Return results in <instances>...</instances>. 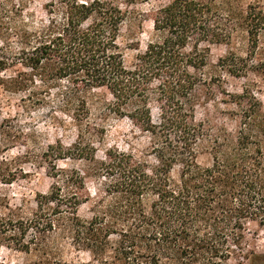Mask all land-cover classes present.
<instances>
[{
	"label": "trees",
	"instance_id": "obj_1",
	"mask_svg": "<svg viewBox=\"0 0 264 264\" xmlns=\"http://www.w3.org/2000/svg\"><path fill=\"white\" fill-rule=\"evenodd\" d=\"M224 5L169 0L154 15L156 37L127 62L119 40L128 13L116 0H52L39 25L25 20L24 0H0V107L19 96L20 111L49 109L78 127L90 125L96 109L129 119L152 140L150 161L114 149L103 160L93 155L91 172L55 168L59 181L37 196L31 217L0 210V247L36 252L31 264H228L242 257L248 226L264 227L263 107L256 100L243 108L232 129L198 122L197 108L221 81L208 72L210 47L229 43L238 22L255 49L264 15L247 8L236 22ZM218 66L236 78L246 69L235 54ZM99 90L111 100L94 99ZM56 151L57 159L86 158L79 145ZM202 155L210 156L208 166L199 164ZM87 175L101 187L94 199L81 198ZM90 203L91 218H81ZM57 231L91 261L52 258L42 241Z\"/></svg>",
	"mask_w": 264,
	"mask_h": 264
},
{
	"label": "rangeland",
	"instance_id": "obj_2",
	"mask_svg": "<svg viewBox=\"0 0 264 264\" xmlns=\"http://www.w3.org/2000/svg\"><path fill=\"white\" fill-rule=\"evenodd\" d=\"M93 1V0H83ZM224 10L232 14L233 19L240 17L243 10L252 8L264 15V0H224ZM54 2V1H53ZM128 13V19L122 26L119 43L124 48L125 59L133 58L145 51L148 43L156 37L154 31L155 13L168 4L169 0H135L127 3L116 0ZM25 20L35 25L47 20L52 0H24ZM20 21V20H19ZM239 23L232 31V40L226 44L210 47L208 72H215L221 77L214 88L215 97L206 101L205 106L197 108V121L211 128H239L241 110L256 104L258 100L264 112V25L259 32L258 44L249 47L247 34ZM18 26L22 27L21 22ZM235 54L246 66L240 77L230 76L222 69L216 68L219 60ZM244 95V98H230L225 93ZM94 99L111 100L104 90L94 93ZM19 96L4 100L0 107V210L4 216L31 217L37 208L39 194H48L58 182L55 168L62 172H91L94 168L92 156L103 160L108 150H119L133 154L136 158L150 161V135L137 128L129 119L115 116H100L93 109L90 125L76 126L69 116L56 114L49 109H37L27 114L19 110ZM152 114L157 121L158 111L152 106ZM70 149L75 145L83 151L86 158L67 157L57 159V147ZM55 147L49 151L50 147ZM201 166H208L211 158L208 155L199 157ZM81 198H96L99 183L87 175ZM100 195V193H98ZM90 204L79 209L81 218L92 216ZM29 235L27 240H30ZM50 256L66 263H88V253L78 250L75 244L62 231L42 241ZM38 260V254H26L6 246L0 247V262L4 264H31ZM228 264H264V227L252 223L248 226L242 257L233 258Z\"/></svg>",
	"mask_w": 264,
	"mask_h": 264
}]
</instances>
